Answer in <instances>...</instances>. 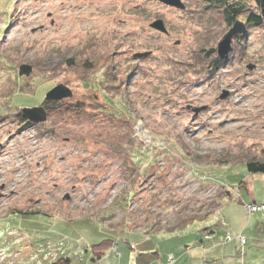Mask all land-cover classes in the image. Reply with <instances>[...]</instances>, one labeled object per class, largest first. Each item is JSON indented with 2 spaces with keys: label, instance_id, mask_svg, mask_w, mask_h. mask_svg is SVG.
<instances>
[{
  "label": "rangeland",
  "instance_id": "obj_1",
  "mask_svg": "<svg viewBox=\"0 0 264 264\" xmlns=\"http://www.w3.org/2000/svg\"><path fill=\"white\" fill-rule=\"evenodd\" d=\"M181 1L0 0V264H135L152 247L161 264H264V176L245 169L264 162V31L214 77L185 75L224 30ZM58 85L82 116L47 114Z\"/></svg>",
  "mask_w": 264,
  "mask_h": 264
},
{
  "label": "trees",
  "instance_id": "obj_2",
  "mask_svg": "<svg viewBox=\"0 0 264 264\" xmlns=\"http://www.w3.org/2000/svg\"><path fill=\"white\" fill-rule=\"evenodd\" d=\"M245 1L246 0H202V7H204L205 12L208 14V20L215 22L217 26L222 27L224 30L223 33L219 34L220 37L218 39H222L233 26V24L237 20L239 21L241 18H243L245 21L242 23L246 26L247 32L243 36L235 37L232 44L239 43L241 45V42H244L247 39L249 33L253 30L264 31V20L261 17V11L264 9V0H252L253 6H249ZM199 16H201V14H199ZM199 16L197 17L199 18ZM201 23L204 24V22ZM225 31L227 32L225 33ZM212 33L208 37H211ZM229 62V57L225 60H220L214 47L209 46V48H206V46L203 45L197 49L196 53H194V57L186 60L184 64V72L185 75L192 72H205V75L207 73L209 76L214 77L215 72L227 66ZM109 76L113 78L114 74L109 72ZM115 80L116 79L113 78L111 82H114ZM42 106L45 108V111H47V114H55L58 117L82 116V114L85 112V104L80 102L75 103L74 106H66L62 105V103H42ZM17 121L21 123L26 129L35 127V125L31 124L20 116L18 117ZM245 169L250 175L264 176V162L250 161L245 164ZM188 225L190 224L185 222L182 226V229ZM206 241L207 240L203 235L196 245H201L202 247V244ZM112 244L113 242L111 240H106L96 246H93L92 249L94 250V257L99 260L100 257L104 255L105 251L111 248ZM56 264H71V262L70 260H59V262Z\"/></svg>",
  "mask_w": 264,
  "mask_h": 264
},
{
  "label": "water",
  "instance_id": "obj_3",
  "mask_svg": "<svg viewBox=\"0 0 264 264\" xmlns=\"http://www.w3.org/2000/svg\"><path fill=\"white\" fill-rule=\"evenodd\" d=\"M153 2L160 3L166 7L174 8L180 11L185 10V6L181 0H149ZM261 17L264 20V9L261 11ZM150 28L166 34L167 30L161 20H157L150 25ZM247 32L246 26L240 22L236 21L233 26L230 28L228 33L224 36V38L219 42L216 48L217 56L220 60H225L229 57L230 53L232 52V40L237 36H243ZM248 69L252 70L253 67L249 66ZM31 75V69L28 66H23L19 70V76L28 78ZM228 93L223 92L220 96V99L223 100L227 97ZM72 96L69 89L62 85L55 86L52 88L45 96L46 103H57L64 99H68ZM205 108L195 109V115H197L200 111L204 110ZM25 120L33 124L44 123L46 120L44 110L42 108H35V109H27L21 111V115Z\"/></svg>",
  "mask_w": 264,
  "mask_h": 264
},
{
  "label": "crops",
  "instance_id": "obj_4",
  "mask_svg": "<svg viewBox=\"0 0 264 264\" xmlns=\"http://www.w3.org/2000/svg\"><path fill=\"white\" fill-rule=\"evenodd\" d=\"M247 182H249V180L247 181ZM101 243V242H100ZM87 247V246H86ZM91 247H93V246H91ZM157 250L159 249L160 250V248H156ZM70 250L72 251L73 250V248L72 247H70ZM117 251H118V247H117V245H115V247H114V251H112V252H116L117 253ZM161 251V250H160ZM77 252V251H76ZM87 252V251H86ZM75 253V252H74ZM181 253V252H180ZM155 254V251H154V247H152V250H150V251H148V250H146V251H142L141 253H137V256L138 257H140L139 259H137L138 257H136V260L134 261V263L135 264H138V262H140V260H143L144 259V261L146 262V263H142V262H140V264H161L162 262H164V260H165V257H161V255L159 254V256L161 257L158 261H154L153 260V258H147V257H149L150 255H154ZM182 254V253H181ZM124 255V254H123ZM169 255H171V254H169ZM118 258H120V254H118V255H116ZM154 256H158V255H154ZM128 257V256H127ZM151 257V256H150ZM105 258V257H104ZM175 259V258H174ZM130 262V263H129ZM132 263V259L129 257L128 258V264H131ZM174 264H175V262H174Z\"/></svg>",
  "mask_w": 264,
  "mask_h": 264
},
{
  "label": "bare ground",
  "instance_id": "obj_5",
  "mask_svg": "<svg viewBox=\"0 0 264 264\" xmlns=\"http://www.w3.org/2000/svg\"><path fill=\"white\" fill-rule=\"evenodd\" d=\"M113 23H114V22H112V24H113ZM114 24H115V23H114ZM114 24H113V25H114ZM107 25H108V26H106V25L104 24V27H103L102 29H104V28H105L104 30H108V28H109V29H112V30L115 29V27H114V26H111L110 23H107ZM227 33H228V32H227ZM227 33H226V34H227ZM237 37H238V36H237ZM223 38H224V37H223ZM223 38H222V39H223ZM222 39H221V40H222ZM232 42H233V40H232ZM218 44H219V43H218ZM216 53H217V52H216ZM137 131H142V128L140 127ZM138 133H139V132H138ZM141 133L143 134V132H141ZM139 134H140V133H139ZM79 251H80V250H79ZM59 252H60V251H59ZM79 254H81V253L79 252ZM61 257H63V256H61Z\"/></svg>",
  "mask_w": 264,
  "mask_h": 264
},
{
  "label": "built area",
  "instance_id": "obj_6",
  "mask_svg": "<svg viewBox=\"0 0 264 264\" xmlns=\"http://www.w3.org/2000/svg\"><path fill=\"white\" fill-rule=\"evenodd\" d=\"M53 262H47V264H52Z\"/></svg>",
  "mask_w": 264,
  "mask_h": 264
}]
</instances>
